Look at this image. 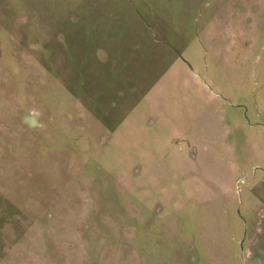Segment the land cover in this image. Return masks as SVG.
Masks as SVG:
<instances>
[{
	"label": "rangeland",
	"instance_id": "rangeland-1",
	"mask_svg": "<svg viewBox=\"0 0 264 264\" xmlns=\"http://www.w3.org/2000/svg\"><path fill=\"white\" fill-rule=\"evenodd\" d=\"M263 176L264 0H0V264H264Z\"/></svg>",
	"mask_w": 264,
	"mask_h": 264
},
{
	"label": "crops",
	"instance_id": "crops-1",
	"mask_svg": "<svg viewBox=\"0 0 264 264\" xmlns=\"http://www.w3.org/2000/svg\"><path fill=\"white\" fill-rule=\"evenodd\" d=\"M254 187L258 188L257 191H253V197L260 202L261 205H264V176L262 180L255 181ZM260 242V239H257Z\"/></svg>",
	"mask_w": 264,
	"mask_h": 264
}]
</instances>
